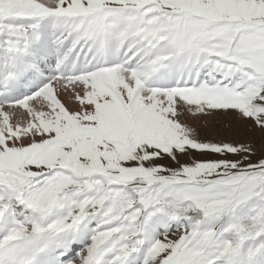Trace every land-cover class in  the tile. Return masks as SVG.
<instances>
[{
  "label": "snow or ice",
  "instance_id": "snow-or-ice-1",
  "mask_svg": "<svg viewBox=\"0 0 264 264\" xmlns=\"http://www.w3.org/2000/svg\"><path fill=\"white\" fill-rule=\"evenodd\" d=\"M0 264H264V0H0Z\"/></svg>",
  "mask_w": 264,
  "mask_h": 264
}]
</instances>
